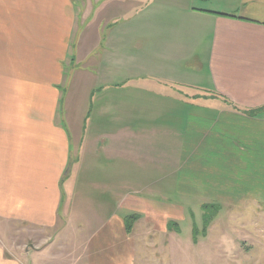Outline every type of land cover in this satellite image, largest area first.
<instances>
[{"label":"crops","instance_id":"obj_1","mask_svg":"<svg viewBox=\"0 0 264 264\" xmlns=\"http://www.w3.org/2000/svg\"><path fill=\"white\" fill-rule=\"evenodd\" d=\"M91 1L75 27L78 0H0V264H20L15 235L58 228L77 180L78 207L97 200L79 211L87 264L134 263L131 213L155 231L188 200L264 213V0ZM90 27L78 82L95 105L74 133L64 58L75 32L90 50ZM194 91L210 110L184 106Z\"/></svg>","mask_w":264,"mask_h":264},{"label":"rangeland","instance_id":"obj_2","mask_svg":"<svg viewBox=\"0 0 264 264\" xmlns=\"http://www.w3.org/2000/svg\"><path fill=\"white\" fill-rule=\"evenodd\" d=\"M77 7L81 9H75V27L83 21L86 14H91L90 19H92L93 1L90 3V0H78ZM78 18L82 20L79 21ZM90 28L89 33L84 34L89 37L83 40L85 48L90 45V50L78 49L82 40L79 41L75 32V35L70 38V47L64 58L66 65L60 86L61 100L64 104L69 102L68 113L75 115L66 126L74 133L79 122L77 110L79 111L81 103L85 101V111L89 109V106L95 105V98L92 100L87 95L88 84L78 82L80 79L88 78V73L92 75L88 69L93 67V55L87 61V68L78 71L81 65L80 57L82 56L83 59L85 56L83 52L93 54L91 50L93 29ZM196 93L195 91L187 93L190 103H184V106L194 112L200 111L199 113L210 110L203 106L211 104L206 99L207 94L198 97L195 96ZM80 109H83V105ZM93 113L92 111L91 119ZM58 118L59 120L62 118L65 122L67 120L63 113L59 114ZM70 180L74 181L72 176ZM71 190L74 191L73 194ZM66 191L63 189L62 220H59L58 228L51 233L34 231L39 237L36 242L33 241V231H26L25 236L17 232L19 236L15 235L10 240L13 242L12 246L5 248L9 256L19 260L20 264H87L88 244L84 247L83 243L93 233L94 228L92 222L81 216L79 211L92 209L96 206L93 203H97V200L92 198L83 205L81 197V208L78 207V180L71 185L69 193ZM153 199L178 204V200L168 196ZM181 200L183 199H179V202ZM188 201L179 218L168 219L164 231L152 230L143 220L136 221L130 236L135 247L133 264H264V213L261 210L236 212L226 208H211L209 205L193 200ZM118 211L123 213V210ZM1 233L0 229V236Z\"/></svg>","mask_w":264,"mask_h":264},{"label":"trees","instance_id":"obj_3","mask_svg":"<svg viewBox=\"0 0 264 264\" xmlns=\"http://www.w3.org/2000/svg\"><path fill=\"white\" fill-rule=\"evenodd\" d=\"M211 208H216L213 205H209ZM138 219V216L136 215V213H131L127 216L124 217V224H125V228H126V233L127 234H131L132 230H133V226L136 223Z\"/></svg>","mask_w":264,"mask_h":264}]
</instances>
